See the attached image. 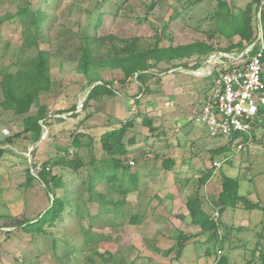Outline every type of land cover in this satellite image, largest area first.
<instances>
[{"label":"rangeland","instance_id":"374dc122","mask_svg":"<svg viewBox=\"0 0 264 264\" xmlns=\"http://www.w3.org/2000/svg\"><path fill=\"white\" fill-rule=\"evenodd\" d=\"M219 1L0 0V16L14 14L18 6L27 5L35 20L41 22L35 35L39 47L48 52L51 80L48 91L34 97L28 113L14 115L0 106V264H215L220 255L223 264H261L255 243L264 221V112L260 113L262 119L251 138L241 134L242 148L237 150L232 142L210 138L195 120L219 75L218 66L208 76L195 72L197 54L184 59L187 68L164 71L169 63L153 65L149 72L156 75L147 80L148 92L131 103L138 91L137 82H123V72L114 61L115 57L125 55L120 49L127 42L144 49L157 37L161 38V46L203 42L215 52L236 44L237 34L228 36L218 27ZM223 1L233 14L252 3V24L260 27L259 13L264 12V0L258 8L254 0ZM97 13L101 14V21L94 27ZM226 21L229 23L228 17ZM90 35L96 40L88 43L91 66L85 74L78 61L81 47ZM26 40L18 20L9 18L2 23L0 71L21 68L35 56L36 46L26 45ZM258 43L263 45L261 39ZM244 49L232 52L238 54ZM261 76L264 79V68ZM94 79L109 82L120 94L101 95L83 107L86 91L100 83L89 85ZM73 104L77 114H59L63 120L49 121L38 141L33 142L30 133L23 131L22 118L36 114L40 105H46L47 112L53 113L57 108L67 110ZM142 115L151 119V127L142 122ZM129 119H133V126L124 141L132 139L133 144L128 146L124 161L131 172H137V181L121 197L122 215L107 219L111 218L109 214L101 212L99 203L89 199L82 182L93 172L90 166L78 170L50 166V174L58 177L65 187L58 188L57 194L69 196L79 210L99 216L90 223L87 217L77 219L65 210L54 225L45 226L46 234H24L18 223L42 211L51 197L40 180L26 182L25 169L35 175V170L52 158L69 159L75 152L85 162L90 155L98 159L102 154L99 136ZM75 137L83 143L92 140L90 154L85 144L73 147ZM221 147L227 149L220 151ZM169 159L174 163L166 169L164 164ZM28 160L36 165L35 170L29 167ZM215 161L220 165L214 166ZM207 173L211 176L199 186L198 198L211 217L219 210L217 197L223 176L237 181L239 195L263 206L262 210L246 209L237 201L235 207L218 212V233L223 237L220 254L217 247L213 249L212 231L201 232L198 226L190 224L185 207L188 197L198 190L199 179ZM94 188L99 192L107 190L99 182ZM110 194L120 198L115 191ZM133 214L141 216L138 223L130 222ZM89 228L97 235L93 241L84 243L81 230ZM179 230L191 237L177 252Z\"/></svg>","mask_w":264,"mask_h":264},{"label":"trees","instance_id":"16d2710c","mask_svg":"<svg viewBox=\"0 0 264 264\" xmlns=\"http://www.w3.org/2000/svg\"><path fill=\"white\" fill-rule=\"evenodd\" d=\"M260 1L261 0H254L257 4V8ZM252 5V3H248L244 10H240L238 13L233 14L225 1H219L216 14L218 27H221L222 31L228 36L237 34L239 36V41L236 44H232L218 51L232 52L234 49L241 50L246 46L253 44L251 54L261 51V61L264 68V12L260 11L258 21L261 30V40L263 41V45L260 46L258 43L259 40L255 41L259 28L252 24ZM226 17L229 18V23L226 21ZM9 18L16 19L22 24L24 37L27 38L26 45L30 46L32 43L36 46L35 56L27 60L24 66L21 68L0 71V93L2 95V100L0 102L1 108L5 111H12L14 115H23L29 112L34 97L40 92L48 91L50 87L51 80L48 71V52L39 47L38 37L35 34L37 33L41 22L35 20L34 14L30 11L27 5L18 6L14 14L0 16V26ZM100 21L101 14L97 13L95 16L94 27L98 26ZM90 40L95 41L96 37L94 35L86 37V41L81 47L80 58L78 61L79 69L85 74L88 73L89 67L91 66V54L88 46ZM160 43L161 38L157 37L153 44L144 49H138L134 47L132 42H127L125 46L120 49L125 55H116L117 57L114 58V61H116L117 65H119L123 72L125 79L123 82L129 80L137 82L138 91L131 98V103L139 101V98L145 96L148 92L147 80L149 77L156 75L154 72H149L153 65L156 66L161 62L169 63V67L165 68L164 71H167L170 68H187V63L184 59H189L192 55L197 54V60L193 64V68H197L210 54L215 52L210 44L203 42H194L174 47L169 45L161 46ZM98 81L100 83L92 85L94 82ZM89 85L92 86L83 101V107H85L90 100L98 99L101 95L108 97L120 94V92L114 89L109 82H102L99 79L91 80ZM123 96L126 97L127 92H124ZM75 108L76 105L73 104L67 110L57 108L56 112L48 113V107L46 105H40L36 114L22 118L23 131H25V133L29 132L32 141L36 142L40 139L43 128L48 127L49 121H62L63 118L57 116L59 114L72 112L70 116H73L77 114L76 112L74 113ZM142 122L151 127L152 121L150 118H147V116L142 115ZM132 126L133 119H129L120 121L117 126L103 132L98 140L102 151V154L98 159L90 155L88 156V161L85 162L78 156L77 152H75L74 156L69 159L64 156L52 158L49 162L41 165L37 170H35L36 165L30 161V168L35 170V175L30 172L29 168H26V182H31L34 179L40 180L51 197L48 198V204L42 211L37 212L32 218L24 219L22 222L18 223L20 230L24 234L29 235L46 234L47 230L45 226L54 225L56 221L61 218L65 210H68V212L70 214L72 213L73 217L77 219L87 217L90 223H92L93 219L98 218V214L97 216H92L88 210H79L78 206L72 202L69 196H59L57 194L58 188L65 189V187L58 177L50 174V166L56 165L67 166L73 170H78L80 167L85 168L87 165L90 166L93 172H89V179L82 182L86 185L89 199L91 201H97L99 203V210L106 215L109 214V217L111 218L107 219L120 217L124 205L123 198L121 197H124L126 193L136 185L137 181V172H131L129 164L124 161V157L129 153L128 146L133 144L132 139H128V142L124 141L127 131ZM228 142H231V140H228ZM82 144L88 146V154H90L92 140L83 143L80 138L78 139L75 137L73 139L72 145L74 148L77 149ZM225 149H227V147H221L220 151H224ZM24 160H26L25 157ZM173 163L174 161L172 159L166 160L164 167L170 169ZM210 176L211 174L207 173L199 179L197 185L198 190H196L195 195L188 197L185 202V207L189 215V223L198 226L201 232L212 231L214 238L213 249L214 247L221 249L223 237L218 233L220 221H214L212 217L202 209V201L198 198V191L200 190L199 186L206 182ZM125 177H127V179L124 182ZM97 182L105 184L107 190L104 192L95 190L94 187ZM128 184L131 186H128ZM237 188L238 183L235 179L223 176L221 181V191L217 197L219 214L223 212L226 207H235L237 201L242 202L246 209H263V206H261L259 202H249L243 195H239ZM110 191H115L120 198H114L112 194H110ZM140 218L141 216L133 214L131 215L130 222L132 224L138 223ZM81 232L84 243L93 241L95 235H97L92 228L81 230ZM190 237L191 236L182 234L181 230L178 231L176 235V240L179 242L177 245V252L183 249L185 241ZM256 246L258 247L257 257L260 263L264 264V221L261 223V228L257 235L255 247ZM52 248L54 249L55 245H53ZM255 252L256 251H253V253ZM214 253H216L215 250ZM221 257V255L218 257L216 264H223Z\"/></svg>","mask_w":264,"mask_h":264},{"label":"built area","instance_id":"2783aa9c","mask_svg":"<svg viewBox=\"0 0 264 264\" xmlns=\"http://www.w3.org/2000/svg\"><path fill=\"white\" fill-rule=\"evenodd\" d=\"M260 39L259 27L255 41ZM252 46H246L238 54L213 52L195 69V72L208 76L215 66L219 68L214 86L195 114L196 122L204 127L210 138L231 140L237 150L242 148V143H239L241 134L250 137L253 124L259 120V110L264 107L261 51L251 54ZM213 165L219 166L220 162L215 161ZM212 219L218 220V212ZM216 251L221 253L220 249Z\"/></svg>","mask_w":264,"mask_h":264},{"label":"crops","instance_id":"0c3cea01","mask_svg":"<svg viewBox=\"0 0 264 264\" xmlns=\"http://www.w3.org/2000/svg\"><path fill=\"white\" fill-rule=\"evenodd\" d=\"M206 95H207V94H206ZM206 95H205V96H206ZM261 112H264V107L261 108L260 113H261ZM263 115H264V113H263ZM259 117H260L259 119H262V118H261V114H259ZM262 117H263V116H262ZM258 122H259V120L256 122V124L254 125V127H257ZM254 130H255V128H253V130H252V132H251V134H250V138L254 135ZM185 219H186V218H185Z\"/></svg>","mask_w":264,"mask_h":264},{"label":"water","instance_id":"95a60500","mask_svg":"<svg viewBox=\"0 0 264 264\" xmlns=\"http://www.w3.org/2000/svg\"><path fill=\"white\" fill-rule=\"evenodd\" d=\"M89 90L86 91V93H88ZM85 99V98H84ZM43 138V135H41L40 139ZM28 164H29V167H30V161L28 160Z\"/></svg>","mask_w":264,"mask_h":264}]
</instances>
